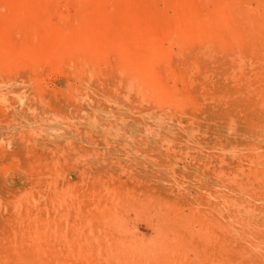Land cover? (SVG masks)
I'll return each instance as SVG.
<instances>
[{"label": "rangeland", "instance_id": "obj_1", "mask_svg": "<svg viewBox=\"0 0 264 264\" xmlns=\"http://www.w3.org/2000/svg\"><path fill=\"white\" fill-rule=\"evenodd\" d=\"M13 1L0 0V17L15 14ZM36 1L21 7L31 11L18 32L0 21V33L10 28L0 42L18 49L29 46L26 30L74 24L77 0ZM190 1L202 14L218 4ZM154 3L172 22V0ZM227 25L224 47L163 39L171 57L154 74L172 98L156 97L161 103L114 52L84 67L67 59L69 69L39 59L12 70L0 58V264H264V105L229 102L233 78L249 70L236 55L253 44L236 45L238 23ZM32 218L49 227H24Z\"/></svg>", "mask_w": 264, "mask_h": 264}, {"label": "bare ground", "instance_id": "obj_2", "mask_svg": "<svg viewBox=\"0 0 264 264\" xmlns=\"http://www.w3.org/2000/svg\"><path fill=\"white\" fill-rule=\"evenodd\" d=\"M46 1L47 0H43L42 2H46ZM207 1H209V0H206V2ZM216 1H218V4L216 3V5L212 9H210L209 13L206 14L205 13L206 11H205L204 12L205 14H202V12H201L202 10L201 11H199V9L197 10V8L195 7L196 5L193 2H191L190 0H172L171 7L173 9V17H174L173 21H172L173 24H172V22H169V21L166 22L161 16H159L157 14L154 0H110V1L109 0H102V1H96V2L93 0H77V3H75V1H74V3L70 1V4H72V6L74 8L73 12H75L76 10L78 11V12L76 11L78 13V15L76 17L73 16V19L75 18L74 24H73V22L70 23L71 24L70 27H68L66 29L53 30V29H51L52 26L48 27V26H46L47 23H46V25L44 23L43 26H40V28L42 30L39 32H35V31L28 32L26 30L25 36L29 40V46L28 45H26V46H28L27 47L28 49H33V50H28V49L26 50V48H25L26 46H19V48L16 49L14 46V42L9 44L8 43V41H10L9 38H6L4 36V39L6 38L7 40L2 39L0 42V58H1V61L3 59L4 60L3 62L8 64L6 66L9 67V65H10V67H12L11 69L13 70L14 69L13 64L17 63L19 61H27V62H30V64H33V60L34 61H40V60L42 61L43 59H45V60L49 59V61H48L49 63H50V61H51V63H53V61H55V60H56L55 63L57 61H59V63H61L60 60H64V61H62L63 66H64L63 62H65V60H67V59H74L76 61H79L80 64L83 63L82 66L83 65L85 66L90 61L94 62V63H92L93 65H97L99 63L101 64L102 63L101 61L103 59H105L110 53L114 52V54L118 57V60H119L118 62L119 63L121 62L120 65L125 66L124 68H125L126 73H127L125 75H129V76L131 75L132 79L133 80L135 79L137 81V83H138L137 85H139L144 90L146 89L145 92H147V90H148L150 92V93L148 92L149 95L152 94L155 96L154 97L155 99L153 98L154 100L157 99L156 97H164V98L170 97V98H172V96L169 93H167V91H164V88L161 87L160 80L154 74L155 70H157L159 68L160 63L166 62L165 60L166 59L169 60L171 57L170 50L165 48L162 44L163 39H165L166 41H169L170 39L175 38L173 42H176V37H180L181 42L179 41V43H182L184 45V47H185L186 43L184 44L183 40L184 41H189V40H191V41L195 40L196 41V39H197L196 42H198L199 39H203V40L205 39L207 42V45L209 44V46H215V45L222 46L223 44H225L224 33H226L228 31V29H227L228 25L227 24H228V22H233L235 24L238 23V25H237L238 28L236 29L237 31L233 32V36L236 37L237 41H238V43L236 45H238L241 42L244 43V42L250 41L251 44H253V48L250 50V53L248 54V56L246 55V56L240 57L239 53H238V56L236 55V58L238 59L236 63L238 65L239 70L246 69V68H248L249 70L246 74H243V75L241 74V71H240V74L235 79L230 75L234 80V81L232 80V83H233L232 87H235L234 88L235 90H234V92L231 93V96L229 98V102L232 103L236 100L244 99V100L250 101L254 105L257 103L255 106L258 107V109H259L261 105H264V104H261V103H264V93H262V96L259 94L260 93L259 90H261V89H259L260 88L259 86L261 84L264 85V74H260V76L262 77V78H260L259 72L261 73L260 70L264 69V66H262V68L260 70L259 69L255 70L254 68H252V66H253L252 63L259 61V63L264 64V8H262L261 10H257L258 9L257 5L264 6V0H251V1L250 0H238L236 3H233L232 0H216ZM35 2H37V1L36 0H14L13 3L8 4V6L10 9H12V8L16 9L14 11L15 14L12 15L11 17H9L7 15H5V16L1 15L0 21L3 22L5 24V26H10V28L11 27L12 28L17 27L16 31L18 32V30L21 28L19 26L23 22L22 18L24 15L22 13L24 12L27 15L31 11V10H29V12H27L26 11L27 9L23 10L21 7L31 8V7L35 6V4H34ZM38 2H40V1H38ZM67 2L68 1H66V3H65V7H66ZM198 2H200V1H198ZM251 2H254V4L256 2V8H252ZM204 10H205V8H204ZM9 14H12V13L10 12ZM73 14L74 13H72V15ZM61 16H62V14H61ZM35 21H37V20H35ZM24 22H25V20H24ZM8 30L2 31V33H0V38L3 36L4 33H5V35L10 34L9 33L10 31H8ZM232 31H235V30H232ZM232 31H231V33H232ZM27 39H25V40H27ZM169 44H170V42H169ZM175 44H177V42ZM207 45H206V47H208ZM176 46L178 47V45H176ZM223 47H224V45H223ZM178 49H180V48L178 47ZM236 49H237V47H236ZM204 51H205V49H204ZM172 54H174V52ZM174 55L176 57L178 56L176 54H174ZM230 60H232V59L230 58ZM104 61H106V60H104ZM70 62L72 63V61H70ZM5 63H4V65H5ZM59 63L57 65H59ZM0 64H1V62H0ZM47 64L48 63H46V65ZM92 64L89 63L88 65H92ZM256 64H258V63H256ZM16 65H18V64H16ZM16 65H15V68H16ZM27 65H28V63H27ZM163 65L165 66V68H167L166 70H168V68H169V67H167L168 64L165 65V63H163ZM77 66H78V64H77ZM64 67H67V66H64ZM91 67H93V66H91ZM2 69L0 71H2L1 73L3 74L4 72ZM262 72H264V71H262ZM7 73L9 74L10 72H7ZM7 73L5 75H7ZM118 73H119V71H118ZM91 74H93V72ZM191 74H193V73H191ZM233 76H235L234 72H233ZM125 77H127V76H125ZM173 78H174V76H173ZM206 78H208V77L206 76ZM133 80L131 82H133ZM129 81H128V83H130ZM188 81H190V80H188ZM191 82H193V81L191 80ZM2 84H3V82H2ZM32 84H34V83H32ZM36 84H37V81H36ZM193 84L194 83H191L190 86L192 87ZM262 85H261V87H262ZM14 86H16V85H14ZM257 86H258V88H257ZM262 88H264V87H262ZM262 90H264V89H262ZM2 92H4V91H2ZM209 92H210V90H208V93ZM4 93L7 94V92H4ZM42 93H43V91H42ZM73 93H75V92L73 91ZM227 93H226L225 97L228 95ZM238 93H239V95L236 97V95ZM220 94H219V96L223 95L222 93H220ZM213 95L216 96V94H213ZM208 96H210V95L208 94ZM225 97H223V98L225 99ZM217 98H219V97H217ZM223 98L220 101H222ZM163 99H161V100L164 102ZM202 99H204V98H202ZM143 100H146V99H143ZM211 100H212V98H211ZM207 101H209L208 98H207ZM216 101H217V99H216ZM0 102L2 103V102H4V100L3 101L0 100ZM159 103H161V102L159 101ZM223 103L225 104V102H223ZM183 104H185V103H183ZM170 105H168V106H170ZM0 111H1V113H4V112H2L1 109H0ZM5 112H6V110H5ZM35 112H36V110H35ZM32 114H33V112H32ZM166 116H168V115H166ZM185 116H183V117H185ZM148 118L150 119V117H148ZM158 120H159V118H158ZM231 120H230V123H231ZM230 126L231 125H229V127ZM30 129H28V130H30ZM33 130H35V129H33ZM28 135H30V133ZM209 152H211V151H209ZM44 166H45V164H44ZM259 181H260V178H259ZM18 196H19V194H18ZM14 199H16V198H14ZM19 200H20V197H19ZM24 200H26V199H24ZM14 201H12L13 205H11L12 206L11 208L16 207ZM16 201H18V200H16ZM26 202L27 201H24L23 204L26 205ZM27 204H28V202H27ZM30 204L32 205L33 203H30ZM8 206H9V204H8ZM17 207H18V205H17ZM17 209H18V211H17ZM17 209H16V211L20 212L19 207ZM11 210H13V209H11ZM25 210H26V208H25ZM35 210H34V213L36 212ZM13 211H15V210H13ZM17 212L16 213L14 212V215L17 214ZM35 216H37V215H35ZM18 217H19V215H18ZM21 217H20V219H21ZM32 219H33V222L31 223V225L25 224L23 226L26 228L31 227L35 230H37V229L43 230V229H47L49 227L46 219H42V220L40 218H38L37 220H35L34 218H32ZM28 220L30 221V218ZM228 238H229V236L225 235V241H226L225 243L229 242Z\"/></svg>", "mask_w": 264, "mask_h": 264}]
</instances>
